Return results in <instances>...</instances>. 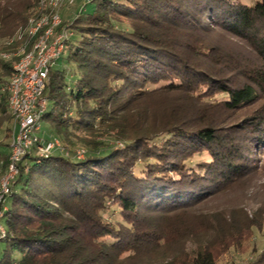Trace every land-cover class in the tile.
<instances>
[{"label":"trees","instance_id":"trees-1","mask_svg":"<svg viewBox=\"0 0 264 264\" xmlns=\"http://www.w3.org/2000/svg\"><path fill=\"white\" fill-rule=\"evenodd\" d=\"M41 3L0 0V54L26 43L15 39ZM88 5L62 19L66 59L43 95L54 135L41 137L64 152L18 163L0 264H220L244 251L264 229V0ZM18 59L0 60L11 142L4 88ZM11 142L0 144L4 169Z\"/></svg>","mask_w":264,"mask_h":264},{"label":"built area","instance_id":"built-area-1","mask_svg":"<svg viewBox=\"0 0 264 264\" xmlns=\"http://www.w3.org/2000/svg\"><path fill=\"white\" fill-rule=\"evenodd\" d=\"M66 1L42 0L38 14L30 19L28 27L20 31L15 39L21 41L26 38V43L15 54H0L2 61L19 58L4 88L18 134H13L10 164L0 181V241L7 233L4 226L8 210L5 201L18 175V163L33 151L39 158H47L57 150L64 152L58 139L46 141L41 134L43 115L48 105L43 96L46 82L50 71L63 56L66 40L71 35L67 29H61L63 20L60 11ZM13 42L11 40L10 44ZM85 153L84 149H78L76 156L83 159Z\"/></svg>","mask_w":264,"mask_h":264},{"label":"rangeland","instance_id":"rangeland-1","mask_svg":"<svg viewBox=\"0 0 264 264\" xmlns=\"http://www.w3.org/2000/svg\"><path fill=\"white\" fill-rule=\"evenodd\" d=\"M247 5H252L256 0H242ZM88 0H67L60 11L61 18L66 22L70 23L74 20L79 14H86V12L92 9L91 5L86 7ZM86 7V8H85ZM67 24V25H68ZM66 59V55L62 56V60L60 61V65H62ZM52 129L49 125L43 123L42 124V133L46 134L50 137L52 133ZM13 133L18 134V128L13 126ZM54 135V134H53ZM6 131H0V144L7 145L11 141L6 139ZM52 136V135H51ZM81 145H78L80 148ZM121 147V145H119ZM7 153H11V148L6 150ZM204 156H198L193 158L189 164L190 166H195L196 164L202 162L204 160ZM264 161V160H263ZM7 168H3L2 163H0V181L6 175ZM105 217L108 219L109 222L114 223L118 226V224L122 221V217L120 216V211L113 206L109 207V211L105 213ZM247 247L242 252H235L231 251L228 253L221 261L220 264H252L256 255H254L253 251L257 250L258 253L264 250V229L262 232L255 231V236L253 239L246 245ZM7 246L4 242H0V258L2 257L4 251L6 250ZM15 257L18 259V254H15Z\"/></svg>","mask_w":264,"mask_h":264}]
</instances>
